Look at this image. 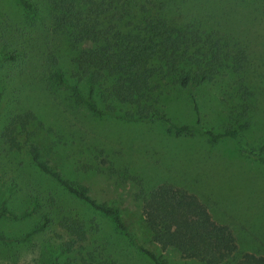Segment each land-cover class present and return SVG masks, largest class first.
<instances>
[{"label": "trees", "instance_id": "16d2710c", "mask_svg": "<svg viewBox=\"0 0 264 264\" xmlns=\"http://www.w3.org/2000/svg\"><path fill=\"white\" fill-rule=\"evenodd\" d=\"M13 2L26 20L35 19L43 26L46 37L63 39L73 52L67 72L60 67L49 70V81L64 89L72 104L93 115H106L125 122L161 123L163 133L176 139L198 137L212 144L230 138L237 154L253 160L264 171V141L255 147L246 144L241 137V132L250 128L251 120L247 115L250 108L246 102L247 84H239L235 90L238 100L231 104L224 119L226 124L219 131L203 124L198 97L207 82L226 73L242 72L253 66V61L257 60L259 73H263L264 0ZM243 24L246 28L242 29ZM249 55L253 56L250 61ZM48 58L52 66L56 65L55 52L49 53ZM1 60L13 61L15 53L0 51ZM25 74L24 80H36L34 71ZM165 84L176 86L187 96L194 114L192 122L178 124L168 117L161 99ZM255 119L259 122V117ZM29 125L32 126L30 131L27 130ZM41 128L42 123L26 107L8 117L0 137L10 148L19 149L17 136L23 134L29 164L38 173L89 210L107 217L114 229L153 264H166L161 256L137 241L119 207L96 200L87 185L63 176L43 158L35 140ZM30 138L33 141H29ZM142 179H137L136 197L140 202V223L148 241L161 250H173L181 259H194L202 264L230 261L264 264L263 254L238 252L232 228L213 218L210 209L214 204L210 205L174 180L150 178L145 182ZM29 198L21 212H14L0 201V217L21 219L38 214V221L26 234L29 235L45 229L52 221L49 212H40L39 201L53 210L55 224L61 231L55 232V236L61 240L58 248L50 253V264H115L106 261L102 256L104 252L97 251L96 247V251L81 250L92 221L87 226L71 208L58 204L50 191L43 194L33 189ZM75 249L76 255L71 257L69 254Z\"/></svg>", "mask_w": 264, "mask_h": 264}, {"label": "rangeland", "instance_id": "374dc122", "mask_svg": "<svg viewBox=\"0 0 264 264\" xmlns=\"http://www.w3.org/2000/svg\"><path fill=\"white\" fill-rule=\"evenodd\" d=\"M49 40L52 39L46 37L43 26L35 19L26 20L13 0H0V51L15 53V60L0 61V133L9 116L29 107L43 125L35 138L43 158L63 176L87 185L96 200L119 207L137 241L161 256L166 264L202 263L181 259L173 250H161L148 241L136 197V182L142 178L145 182L150 178L168 179L184 185L214 204L210 212L232 228L238 252L264 255V171L258 164L237 154L230 138L212 144L198 137L176 139L163 133L161 123L125 122L75 106L64 89L49 81L52 67L64 72L71 68L73 52L63 39ZM53 52L57 61L52 66L48 56ZM252 59L249 55V61ZM256 61L242 72L226 73L207 82L198 93L203 124L219 131L226 124L224 119L231 104L238 100L235 90L239 84H247V115L251 120L250 128L241 132V137L255 147L264 141V71L259 73ZM31 70L36 80H24L23 75ZM80 87L85 92L82 84ZM161 99L171 121H193L191 104L179 88L163 85ZM257 117L260 123L255 122ZM30 129L31 125L27 130ZM17 139L20 147L14 149L0 137V201L6 207L21 212L33 189L43 194L50 191L58 204L71 208L87 226L92 221L81 250L96 251V247L104 252L106 261L115 264H153L114 229L107 217L89 210L38 173L29 164L24 135L19 134ZM39 205L40 212H49L52 221L45 229L29 235L26 234L38 221V214L21 219L0 217V264H50V253L61 240L55 232L61 231L55 224V212L41 201ZM76 249L69 254L71 257L76 255ZM63 257L64 254L60 259Z\"/></svg>", "mask_w": 264, "mask_h": 264}]
</instances>
